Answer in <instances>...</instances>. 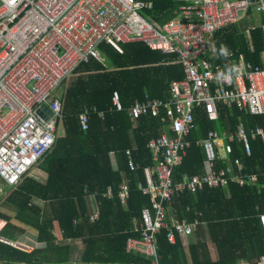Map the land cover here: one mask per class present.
Here are the masks:
<instances>
[{
    "label": "built area",
    "instance_id": "obj_1",
    "mask_svg": "<svg viewBox=\"0 0 264 264\" xmlns=\"http://www.w3.org/2000/svg\"><path fill=\"white\" fill-rule=\"evenodd\" d=\"M173 17L158 23L142 12L152 8L150 0H0V207L10 189L28 176L37 162L54 146L62 103L50 98L52 92L82 63L94 59L103 63L98 46L104 42L118 53L121 45L142 42L151 50L171 56L181 66L183 76L169 85L168 97L135 100L127 109L133 121L143 115L159 118L162 133L147 143L153 164L143 168L145 184H138L148 195L150 207L143 208L139 238H129L127 249L150 264H160L157 234L175 242V234L192 237L201 224L188 222L171 213L173 199L184 192L204 188L224 189L229 182L239 186L255 185L256 174H249L238 157L231 158L238 144L247 157L250 140L264 143V129L237 128L210 130L197 141L203 149L201 174L173 180L174 169L182 163L194 128L195 112L201 108L209 120H217L219 107L236 109L248 115L264 114V0H174ZM244 22L240 33L253 61L242 52L223 47L215 50L217 33ZM259 31L261 47L254 51L251 32ZM256 61V62H255ZM112 106L122 110L117 92ZM47 107V111L42 109ZM43 113V117L39 112ZM104 114L94 107L78 115L81 130L88 129L90 115ZM131 171L137 166L128 162ZM112 197L111 190L105 193ZM122 206L129 198L124 180L117 194ZM94 205L89 222L98 219ZM264 232V214L259 216ZM6 220L0 217V232ZM55 235V233H53ZM0 242L26 252L33 248L12 242L0 234ZM56 244L71 243L57 238ZM257 264H264L261 255Z\"/></svg>",
    "mask_w": 264,
    "mask_h": 264
},
{
    "label": "trees",
    "instance_id": "obj_2",
    "mask_svg": "<svg viewBox=\"0 0 264 264\" xmlns=\"http://www.w3.org/2000/svg\"><path fill=\"white\" fill-rule=\"evenodd\" d=\"M150 1L152 8L142 15L158 23L172 18L178 7L174 0ZM251 38L257 53L261 47L259 31L251 32ZM215 42L217 47L224 45L244 53L250 61L255 57L235 27L217 33ZM98 48L103 63L94 59L82 63L64 81L62 117L57 124L55 144L33 166L42 172L45 182L26 175L3 201L15 209V220L37 231L36 242L44 247L26 252L0 242V264H70L73 245L78 242L83 245L80 264H150V260L127 249V240L139 238L141 211L150 207L149 196L142 194L138 184H145L143 168L153 164L147 143L162 133L163 125L159 118L150 115L133 121L127 109L135 100L145 97L167 98L170 83L180 80L183 73L181 66L170 62L171 56L151 50L142 42L123 43L122 53L104 42ZM114 92L119 95L120 111L112 106ZM92 107L102 112L104 118L92 113L88 129L81 130L78 115ZM240 121L246 129H264V114L248 115L219 107L218 119L209 120L198 108L194 128L187 138L190 147L174 169L173 180L201 174L205 157L197 141L210 130L233 131ZM250 145L251 155L247 157L234 144L231 158H240L244 170L256 174L255 185L229 182L224 189L206 187L173 199L170 211L176 218L188 222L197 219L205 224L206 231L200 224L196 228V242L176 233L175 242L170 243L166 230L161 229L156 236L160 264H237L239 260L257 264L264 255V232L259 220L264 214V143L255 139L250 140ZM129 160L137 166L135 171L129 169ZM124 180L128 183L129 198L122 206L117 194ZM108 189L111 198L105 196ZM90 196L95 197L99 211L94 222L88 221ZM33 198L41 200L43 208L33 204ZM0 217L6 220L1 236L18 241L25 230L1 212ZM205 232L215 250L214 260L208 241L202 236ZM57 238L70 239L71 243L56 244ZM186 245L189 263L183 250Z\"/></svg>",
    "mask_w": 264,
    "mask_h": 264
},
{
    "label": "crops",
    "instance_id": "obj_3",
    "mask_svg": "<svg viewBox=\"0 0 264 264\" xmlns=\"http://www.w3.org/2000/svg\"><path fill=\"white\" fill-rule=\"evenodd\" d=\"M253 46H254V44H253ZM214 47H215V50L217 52H219L223 47H227V46L220 45L219 47H217L216 46V42H214ZM110 158H111L112 166L115 169L116 168V164H115V160H114V157H113L112 154H110ZM28 176L33 178L34 180H36L38 182H41V183L45 182L44 175L42 174V172L38 168L31 169V172H30V174ZM88 202H89L90 210L93 208L94 205H97L96 199L93 196H90L88 198ZM32 203L37 205V206H39L40 208H43V206H44V203L41 200L37 199V198H33L32 199ZM1 208L3 209V211H5L7 213L5 215L11 217V223L12 224H14V225H16L18 227H21V228H23L25 230L24 235H22L19 238L18 241H20V242H22V243H24L26 245H29L33 249L34 248L44 247V244L36 242L37 231L35 229H33L31 227H28V226L24 225L23 223L15 220L13 218L15 213H16L15 209H13L12 207L4 204V202L1 204V207H0V212L4 214V212L2 211ZM201 226L204 228V231H206L205 224L201 223ZM27 234L30 235V236H28ZM202 236H203V239H204V237H206V239L208 241L206 232H205V235L202 234ZM188 240H189V242H193V243L196 242V231H195V233H194V235L192 237H188ZM73 246H75V247H73L75 249H72L70 264H80V257H81V253L83 251V245L80 242H78V243L74 244ZM208 247H209V252H210L211 259L214 260L216 258L215 250H214L213 245L209 241H208ZM183 250H184L187 262L189 263L190 262V255H189L188 246L187 245L184 246ZM237 264H248V263L245 260H239Z\"/></svg>",
    "mask_w": 264,
    "mask_h": 264
},
{
    "label": "rangeland",
    "instance_id": "obj_4",
    "mask_svg": "<svg viewBox=\"0 0 264 264\" xmlns=\"http://www.w3.org/2000/svg\"><path fill=\"white\" fill-rule=\"evenodd\" d=\"M244 28H247V25L242 22L240 23L239 25L235 26V29L237 31H242ZM64 91H65V83L62 82L51 94V97L50 98H55V99H59L60 101L62 100V96L64 94ZM2 209V208H1ZM3 211V209H2ZM4 214H7L5 211H3ZM28 235V234H27ZM30 236V235H28Z\"/></svg>",
    "mask_w": 264,
    "mask_h": 264
},
{
    "label": "water",
    "instance_id": "obj_5",
    "mask_svg": "<svg viewBox=\"0 0 264 264\" xmlns=\"http://www.w3.org/2000/svg\"><path fill=\"white\" fill-rule=\"evenodd\" d=\"M42 109H43L44 111H47V110H48L46 106H43ZM39 115H40L41 117H43V113H42V111L39 112Z\"/></svg>",
    "mask_w": 264,
    "mask_h": 264
}]
</instances>
